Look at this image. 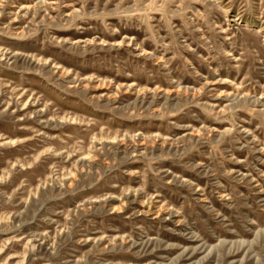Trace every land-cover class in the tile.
<instances>
[{
  "label": "rangeland",
  "instance_id": "1",
  "mask_svg": "<svg viewBox=\"0 0 264 264\" xmlns=\"http://www.w3.org/2000/svg\"><path fill=\"white\" fill-rule=\"evenodd\" d=\"M0 264H264V0H0Z\"/></svg>",
  "mask_w": 264,
  "mask_h": 264
}]
</instances>
